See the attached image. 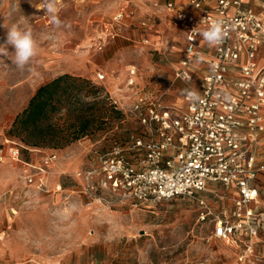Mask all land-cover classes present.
Wrapping results in <instances>:
<instances>
[{
	"label": "rangeland",
	"instance_id": "1",
	"mask_svg": "<svg viewBox=\"0 0 264 264\" xmlns=\"http://www.w3.org/2000/svg\"><path fill=\"white\" fill-rule=\"evenodd\" d=\"M44 4L45 0H0V46L7 48V55H0V144L11 137L8 131L12 120L35 89L59 74L69 73L95 84L74 94L72 100L83 108L107 92L105 86L109 87L114 77L111 70L117 73L134 66L142 85H156L162 78L163 60L141 39L146 35L160 48L164 41L170 46V40L149 35L152 22L141 31L138 24L142 10L136 7L141 6V0H57L59 25L41 8ZM121 8L131 17L126 15L118 23L113 15ZM13 25L30 27L36 44V56L22 70L12 62L14 47L6 44L8 29ZM128 27L133 29L132 45L123 39ZM155 27L153 32L163 31ZM98 72L105 75L102 81L97 80ZM69 106L64 103L52 116L62 134L73 129ZM133 126L128 119L118 123L109 112L104 114L85 136L56 148V174L49 183L44 178L41 189L23 188L24 171L21 173L16 162L9 164L16 174L12 181L0 185L17 188L21 197L14 203L22 215L20 228L0 240V264H237L242 254L240 264H264V237L245 255L214 238L211 226L197 222L196 205L187 198L135 207L115 202L86 206L79 190L67 191L75 188L76 182L74 175L63 171L74 174L95 166L114 138H123ZM52 149L48 145L32 149L27 160L39 165L42 156ZM1 172L13 173L3 164ZM54 183L64 191L53 186L55 192L48 193ZM260 191L264 199V182Z\"/></svg>",
	"mask_w": 264,
	"mask_h": 264
},
{
	"label": "built area",
	"instance_id": "2",
	"mask_svg": "<svg viewBox=\"0 0 264 264\" xmlns=\"http://www.w3.org/2000/svg\"><path fill=\"white\" fill-rule=\"evenodd\" d=\"M246 1L164 0L169 24L185 30L182 55L173 67L174 79L185 88L181 102L167 104L162 92L138 89L134 66L127 68L124 82L130 98L105 92V100L134 126L114 138L95 166L74 172L86 206L135 207L187 198L196 205L197 222L211 226L214 238L245 255L254 250L255 239L264 236V203L255 184L264 171V164L256 163L264 131V61L257 60L264 42V0ZM126 15L121 8L113 20L120 23ZM217 18L225 21L227 36L219 46H209L200 33ZM149 23L139 20L142 32ZM141 43L149 45V38L142 36ZM169 47L164 41V56ZM104 77L97 73L98 81ZM5 159L23 163L24 181L41 189L57 155L45 154L34 165L8 137L0 144V163Z\"/></svg>",
	"mask_w": 264,
	"mask_h": 264
},
{
	"label": "crops",
	"instance_id": "3",
	"mask_svg": "<svg viewBox=\"0 0 264 264\" xmlns=\"http://www.w3.org/2000/svg\"><path fill=\"white\" fill-rule=\"evenodd\" d=\"M153 1H155V5L151 4L153 3ZM176 2H182V0H176ZM246 2L249 3L248 0ZM136 7L142 10L140 13L141 14L140 19L149 18V21L152 22V25L150 27L148 26L149 29L151 30L149 31V35H155L158 38H161L160 36H163V37H167L170 40L169 53L166 56H164L165 54L162 53L160 46H154L153 42L150 43L149 46L151 47V51L159 55V57H161V60H163L164 62V67H163L162 74H161L162 78H160V81L156 83V85H149V84L146 85L145 84L144 86L141 83V80H140L141 78L139 76H136V81L138 82L137 84L138 89L146 88L147 91L162 92L164 94L163 100L167 104L180 103L182 93L185 88H184L183 83L180 80L174 79L173 67L176 65L178 57L182 55V47H183L184 40H185V30L181 26L169 24V21L167 18L168 12L166 11L165 6H164V0H141V6L137 5ZM128 17H131V16L127 15L126 18ZM129 24L131 25V23ZM154 26H157L155 27V29L162 28L164 32L163 31H162L163 33L153 32L152 30L154 29ZM131 33H133V29L132 28L127 29V33H126L127 36H124L123 39L132 45ZM257 60L258 62L264 61V42L259 47ZM110 73H111V76H114V77H113V80H111V85L109 87L105 86L106 91L111 95H115L116 97L123 95L126 99L130 98L132 96L131 92L125 91L124 86H121V84L123 83V79L124 78L126 79V76H127L126 70L119 71L117 73L114 70L113 71L111 70ZM118 88H121L120 92L117 91ZM262 115H263V123H264V106L262 107ZM30 152H32V150H30L29 153ZM11 162H16V161L5 159L2 163H0L3 165H8L10 169L13 171V173H9V172L0 173V183L1 184L12 181L14 178V175L16 174V171L13 168H11V166L9 165ZM256 163L258 165L264 164V131L259 136V141L257 144ZM16 165L21 171V173L27 168L21 162H16ZM56 166H57V163H54L49 168L47 174L45 175L46 182L49 183L50 178H52L56 174L55 173ZM62 173L63 174L67 173V175H71V176L74 175V174H68V172H64V171ZM73 179L76 182V187L69 189L67 191L74 192L81 188V180L75 177ZM262 182H264V171L259 172L255 180V184L259 191V199L262 203H264V199L262 198L261 191H260V183ZM20 185L21 184H17V186H20ZM13 186L11 188H3L0 185V240H3L4 236H9L11 233H14V231H16L21 226L20 219H21L22 213L21 211L20 212L18 211L17 209L18 205L14 203V201L17 202V200L15 199H18V197L20 199L21 196L20 194L17 193V188ZM21 186L23 188L24 186H29L33 189H37L35 184H27L24 181V179H23ZM53 186L56 190H58L57 189V187L59 186L58 183L56 184L54 183L51 186L52 189L48 190V193L55 192ZM14 191L16 192L15 195H14ZM60 191H64V189L60 187ZM60 194L62 195V192ZM64 198L65 196L64 197L62 196V202L65 201ZM11 200L13 201L12 203L10 202ZM263 237L264 236L261 235L259 238L255 239L254 249H256L257 245L259 244V242H261ZM0 242H3V241H0ZM240 263L241 261L237 264H240Z\"/></svg>",
	"mask_w": 264,
	"mask_h": 264
},
{
	"label": "trees",
	"instance_id": "4",
	"mask_svg": "<svg viewBox=\"0 0 264 264\" xmlns=\"http://www.w3.org/2000/svg\"><path fill=\"white\" fill-rule=\"evenodd\" d=\"M95 86L92 81L62 73L49 81L39 85L28 99L26 106L13 118L9 134L20 146V152L25 159L32 149H40L45 145L56 148L64 146L85 136L89 128L93 127L100 117L109 112L118 123L124 121L123 113L110 105L101 95L99 99L88 102L90 107L77 105L72 98L80 88L89 85ZM96 89V88H95ZM64 103L69 105V116L74 120L70 124L73 128L66 134L52 122V116L61 111ZM69 128V127H66Z\"/></svg>",
	"mask_w": 264,
	"mask_h": 264
},
{
	"label": "clouds",
	"instance_id": "5",
	"mask_svg": "<svg viewBox=\"0 0 264 264\" xmlns=\"http://www.w3.org/2000/svg\"><path fill=\"white\" fill-rule=\"evenodd\" d=\"M41 8L45 9L47 14L51 16V20L54 24L59 25L57 0H45V4L42 5ZM226 32L227 28L225 26V21L222 18H217L212 20L209 27L202 31L200 35L209 46H219L225 40L227 36ZM6 44L14 47L15 52L12 62L21 70L24 69L37 54L36 44L30 27L21 29L17 25H13L8 29ZM0 55H7V48L5 46H0ZM189 95L192 100L198 99L195 92H190Z\"/></svg>",
	"mask_w": 264,
	"mask_h": 264
}]
</instances>
